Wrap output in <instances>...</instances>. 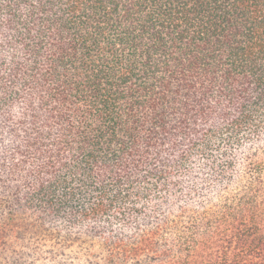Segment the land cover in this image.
Here are the masks:
<instances>
[{"label":"trees","instance_id":"obj_1","mask_svg":"<svg viewBox=\"0 0 264 264\" xmlns=\"http://www.w3.org/2000/svg\"><path fill=\"white\" fill-rule=\"evenodd\" d=\"M0 264H264V0H0Z\"/></svg>","mask_w":264,"mask_h":264}]
</instances>
